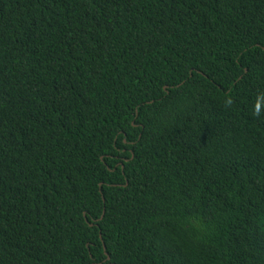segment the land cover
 I'll return each instance as SVG.
<instances>
[{
	"label": "trees",
	"instance_id": "16d2710c",
	"mask_svg": "<svg viewBox=\"0 0 264 264\" xmlns=\"http://www.w3.org/2000/svg\"><path fill=\"white\" fill-rule=\"evenodd\" d=\"M0 264H264V0H0Z\"/></svg>",
	"mask_w": 264,
	"mask_h": 264
}]
</instances>
